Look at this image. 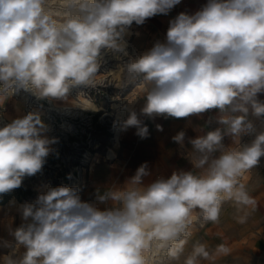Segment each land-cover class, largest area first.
I'll return each mask as SVG.
<instances>
[{
	"label": "clouds",
	"instance_id": "clouds-1",
	"mask_svg": "<svg viewBox=\"0 0 264 264\" xmlns=\"http://www.w3.org/2000/svg\"><path fill=\"white\" fill-rule=\"evenodd\" d=\"M181 0H0V105L26 91L38 100L68 101L73 89L101 85L103 53L129 57L124 86L140 88L149 118H188L215 111L218 125L195 138L185 156L193 171H174L145 184L141 164L123 187L97 189L83 201L78 187L46 186L19 205L25 223L0 239V264H175L197 224L218 223L222 206L237 212L256 200L244 179L264 157V0H207L194 14L169 22L164 42L129 56L125 36L135 23L167 15ZM119 70V71H120ZM40 110L0 127V196L42 171L55 138ZM149 135L136 111L118 124ZM162 131L160 125L156 126ZM254 136L250 143L241 138ZM186 133L172 140L185 148ZM231 138L232 145L225 139ZM14 205L15 201H10ZM247 220V213L238 215ZM21 249L23 251L21 252ZM230 254L196 243L182 264Z\"/></svg>",
	"mask_w": 264,
	"mask_h": 264
},
{
	"label": "rangeland",
	"instance_id": "rangeland-1",
	"mask_svg": "<svg viewBox=\"0 0 264 264\" xmlns=\"http://www.w3.org/2000/svg\"><path fill=\"white\" fill-rule=\"evenodd\" d=\"M147 37V33L142 31L139 25L133 23L125 36L129 56L135 57L147 52L145 48ZM128 59L127 56L117 58L110 52H104V62L100 68V73L112 74L98 77L101 85L83 89L84 93L104 110H79L72 116H61L53 110L70 105L71 95L68 101H35L36 97L30 95L25 105L20 104V108H24V113L20 110L17 111L14 107L16 102H21L16 94L10 96L3 105H0V118L5 119L6 122H11L13 119L22 117L33 110L46 111L47 116L43 118L44 122L52 126L47 135L49 138L56 139V143L51 146L53 151L46 158L42 171L32 176H26L20 188L0 196V203L12 196H15L22 204L34 202L38 195L45 190L44 185L62 186L63 182L70 183V179L78 176L79 172H81L82 181L74 185L80 189L79 194H82L83 190H87L89 182L97 183L104 179V174L109 173L106 164L113 160L107 158L108 149L113 150L115 157H120L119 149L126 138L127 129H119V132L116 133L117 124L115 121L125 120L129 115L132 102L141 98L143 94L142 90L133 84L124 86L122 69L117 72L118 74L115 73V69L121 68ZM118 65L120 66L118 67ZM47 107L51 109L47 111ZM125 107L128 108V111H124ZM1 125L4 126L6 123L3 122ZM115 136L118 137L119 144L116 143ZM251 137L254 139V136ZM243 141L249 143V140H241V143ZM76 167L79 170L75 169ZM12 200L15 201V199ZM232 210L233 203H225L222 206L218 223H207L203 227L197 224L192 236L184 244L185 255L192 251L194 244L204 243V240L212 237V235L203 233L206 227L215 226V224L221 227L224 222L227 226L226 220L230 217ZM220 238L223 239L224 245L230 248V254L219 257L214 262L202 261V264H264V230L252 229L251 234L248 235L230 234L227 236L226 234L221 235ZM238 243H242L241 248L238 247ZM245 244L246 246H244ZM214 247L207 248L210 252H214Z\"/></svg>",
	"mask_w": 264,
	"mask_h": 264
},
{
	"label": "crops",
	"instance_id": "crops-1",
	"mask_svg": "<svg viewBox=\"0 0 264 264\" xmlns=\"http://www.w3.org/2000/svg\"><path fill=\"white\" fill-rule=\"evenodd\" d=\"M206 3L207 0H188V3L182 8L178 10H174L173 8L167 15H156L148 18L143 25H139V28L146 32L148 36L146 50H150L157 41H165L169 22L175 19L178 14L181 12L194 14L200 10L198 6L202 8ZM259 99L264 100V94H260ZM144 103L145 99L142 94L141 98L132 102L130 110L136 111L139 119L143 124L147 125L149 135L146 138H141L136 134L137 130L135 127H129L125 134V141L119 149L120 157L117 156L110 163L106 164L109 173L104 174L103 180L87 184V190H83V193L80 194L83 201L94 203L97 189L103 191L109 187H123L126 181L135 174L137 168L145 162L148 164L151 172L150 176L145 177V184L159 178H168L174 171L194 170L192 164L185 156L186 151L191 147L188 144V138H195L197 135H201L217 127L218 125L215 122L217 113L212 111L188 118L165 116L149 118L141 113ZM252 119L258 129L257 131H260L264 120H257L254 117ZM157 125L162 127V131L157 129ZM180 131L186 133L185 148L183 149L172 140V137ZM244 139L249 140V143L252 141L251 135L241 138V140ZM232 143L231 138L225 139L226 145L231 146ZM244 183L249 193L256 200V206L238 213L236 206L233 204L230 217L226 220L227 226H225L224 222L221 227L218 224H215L216 227L211 226L213 228L206 227L203 233L212 235V237L204 240L203 243L208 248L215 246L214 248L216 249L218 244H224L223 239L220 238L221 235L227 234L229 236L230 234H237L244 236V234H251L252 229L256 231L259 229L264 230V157L261 158L259 165L246 175ZM85 192L86 194H84ZM12 199H15L14 205L10 204V201H13ZM21 204L15 196L9 197L0 203V239L12 240L13 238L9 234V229H15L22 223H25L18 211V207ZM245 212L247 213V220L244 223L238 222V215H244ZM237 245L240 248L242 247V243H238ZM22 251L23 249H21ZM8 252V249L0 248V256L6 255ZM184 256L187 255L184 253L180 261H176L175 264H182Z\"/></svg>",
	"mask_w": 264,
	"mask_h": 264
},
{
	"label": "bare ground",
	"instance_id": "bare-ground-1",
	"mask_svg": "<svg viewBox=\"0 0 264 264\" xmlns=\"http://www.w3.org/2000/svg\"><path fill=\"white\" fill-rule=\"evenodd\" d=\"M120 65H118L119 67ZM120 70V67L115 69V73L119 72ZM118 74V73H117ZM81 90L79 89H73L72 92L70 93V95L72 96V99H71V104L70 105H65V106H61L60 109H53L54 111H57L61 116H72L73 114H75L76 112H78L79 110H89V111H100V110H104L103 107L97 105L96 103H94L83 91V96H79L78 95V92H80ZM17 96H19V98L21 99V102H16L15 104V109L18 111L20 110V112L24 113V108H20V104H23L25 105L27 100L29 99L30 97V93L26 92V91H21L19 94H16ZM33 96V95H32ZM38 99L36 98L35 101H37ZM51 108L47 107L46 110L49 111ZM128 108L125 107V110L126 111ZM46 112V111H45ZM45 112H42L43 113V116L42 118H46V114ZM81 113V112H80ZM49 117V116H48ZM118 118V117H117ZM119 119V118H118ZM3 122H5L6 124L7 123H10L9 121L6 122L5 119H2L0 118V124ZM119 120H116L115 123L117 124L116 126V133L119 132ZM66 123V122H65ZM49 126L50 129H52V126L51 124H47ZM64 125V124H63ZM0 127H3V125H1ZM257 129V128H256ZM258 130V129H257ZM264 130V123L261 125V130L262 131ZM252 136V135H251ZM254 138V137H253ZM115 140H116V143L119 144L118 142V137L115 136ZM116 144V145H118ZM241 144H247V142H243ZM115 157V154L113 152V150L111 149H108V152H107V158L109 159H113ZM87 158V156H86ZM88 159V158H87ZM75 169L79 170L78 167H76ZM81 171V170H80ZM82 181V176H81V172L78 173V176H74L72 179H70V183H67V182H63L62 185H66V186H74L76 184H78L79 182ZM46 186H49V184H46L44 185L45 189H46Z\"/></svg>",
	"mask_w": 264,
	"mask_h": 264
},
{
	"label": "built area",
	"instance_id": "built-area-1",
	"mask_svg": "<svg viewBox=\"0 0 264 264\" xmlns=\"http://www.w3.org/2000/svg\"><path fill=\"white\" fill-rule=\"evenodd\" d=\"M188 3V0H181V2L174 7V10H178L179 8H182ZM199 9H201V6H198Z\"/></svg>",
	"mask_w": 264,
	"mask_h": 264
}]
</instances>
